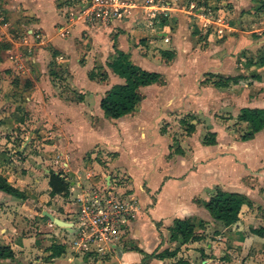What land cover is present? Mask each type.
Segmentation results:
<instances>
[{
    "label": "crops",
    "instance_id": "crops-1",
    "mask_svg": "<svg viewBox=\"0 0 264 264\" xmlns=\"http://www.w3.org/2000/svg\"><path fill=\"white\" fill-rule=\"evenodd\" d=\"M88 1L0 0V161L20 168L0 167V175L23 194L0 190V248L13 253L0 264H264V128L243 141L239 134L250 126L238 119L242 108H264V65L258 63L264 55L247 57V50L264 49V0H121L123 9L105 24L87 14ZM117 50L163 78L140 88L145 96L122 124L126 156L116 161L133 178L134 235L112 249L106 244L98 251L102 243L95 242L77 250L67 231L74 216L69 194L83 183L54 169L64 155L54 146L65 136L51 141L40 134L68 130L63 151H71L91 131L98 137L99 118L123 117H106L100 108L105 92L124 83L107 66ZM97 71L104 73L101 79ZM146 99L152 105L145 112L140 104ZM228 107V119L206 124L205 134L194 122L178 138L181 150L175 153L171 131L161 132L157 120L159 114L195 112L188 108L215 114ZM238 124L241 131L232 128ZM7 127L31 130L19 135L33 144L28 155L15 153ZM206 136L215 143L206 144ZM91 138L86 150L90 144L104 147ZM135 142L143 146L139 166L127 153ZM50 172L69 182L67 192L50 195ZM217 188L243 198L238 220L229 226L204 206ZM176 219L194 225L193 237L182 244L170 238Z\"/></svg>",
    "mask_w": 264,
    "mask_h": 264
},
{
    "label": "rangeland",
    "instance_id": "rangeland-1",
    "mask_svg": "<svg viewBox=\"0 0 264 264\" xmlns=\"http://www.w3.org/2000/svg\"><path fill=\"white\" fill-rule=\"evenodd\" d=\"M230 9L233 8V6L229 7ZM236 18V15H233ZM261 37V35L258 36H254V39H257ZM247 57L249 58H256L258 59L261 55H264V49L261 48H256L254 49V52H250L249 50H247ZM264 57V56H263ZM98 74L102 73L97 71ZM242 73L244 74H250L251 72H248L246 69L242 70ZM209 80V79H208ZM244 83L242 84H246L248 81H246V79L243 80ZM143 93V92H142ZM144 95V93H143ZM145 96V95H144ZM151 102H149L148 99H146L142 104H140V107H146L145 108V112L151 107L152 104H150ZM12 107V106H11ZM99 107V106H98ZM100 109V108H99ZM189 110H195L194 111H189V112H185L183 114H180V116H178V114L180 112H170L168 115H158L157 120H159L160 123V131L161 132H168L171 131V135L173 136L174 141L172 142V151L175 153L178 150H181V146L178 143V138L180 136H184L186 135L190 130H192L193 127V123L194 122H199V124L203 125V129H204V134L206 133V124H212L214 119H220L222 117H224V119H228L225 117H228L227 115H230L229 113H231L233 110L231 107L227 108L228 112H221V113H215L213 114V109L209 110V112H206L205 109L201 110L200 113H197V108H188ZM10 110V109H9ZM25 110V109H24ZM95 112V109H92ZM144 112V113H145ZM196 113V114H195ZM201 113H203L201 115ZM211 113L210 116V120L208 116V114ZM20 114L23 115V118H29L28 115H26L25 111H20ZM92 116V118H95L96 115H93V113L89 114ZM89 115H86L87 117H89ZM195 115V116H194ZM20 115L18 114L17 117H19ZM132 116H136L132 115ZM201 116V117H200ZM86 117V120H88V118ZM203 117V118H202ZM215 117V118H214ZM205 118V119H204ZM68 119L70 120H74L73 118L68 117ZM13 120V119H12ZM29 120V119H27ZM61 120V119H60ZM63 120V118H62ZM69 120V121H70ZM98 120V119H97ZM100 120V129L99 130V135L96 138L93 135V131H91L92 135L89 137L88 140H91L92 136L94 137V139H96V141L101 142L104 141L102 146H99V143L96 145L90 144L88 150H86V145L89 144L87 141V139L84 137L81 140L85 143L80 147H76L74 148V150L72 149L70 150H64L63 146L65 143V140H70L69 137V131L68 130H55L54 128H51L49 130L46 131H39L41 132L40 135H42V138L44 137H51V141H58L59 134H62L65 136V139L62 140L61 139V145L58 146H54V149L57 150H61L62 151V158H58V160L56 161V163H53V166L55 167L54 169L56 171H59L63 174V176L66 178H68L69 182L70 181H81L83 183V189H79V187H76L73 189L74 193L69 194V198L70 199V204L72 206H70L69 211L70 213H73V217L70 220V223H72V226H70L68 228L67 231H69L71 228L72 230L69 232L71 235V240H73L75 238V236H77V232L81 231L80 227L81 226H85L86 224L89 223V214H90V209L92 210V206L95 203L96 199H102L104 197H107L109 192L113 193L112 195L118 196L121 198V193L123 191H126V194H131V191L133 190L132 187V182L131 180H133L132 176L124 169H121L122 166H124L123 164L120 165V163L118 161H116L120 155L123 154V150L126 149L123 141L125 139L124 133L123 131V127L122 124H126V116H123L120 120H110L106 122L105 119H103L102 117L99 118ZM14 122H19V121H14ZM29 122V121H28ZM222 122V121H221ZM237 123V122H234ZM233 123V124H234ZM6 124H9L6 122ZM241 124H238V126L235 128L234 126H232V128L234 130H240L242 128H240ZM25 126V124H24ZM111 127L114 128V132H110L111 131ZM70 130V129H69ZM31 130H26V129H19V128H13L12 130L10 129V127H7L6 129V133L10 136H12L14 138V144H15V153H19V155H23V153H25L24 156L21 157H25L26 155H28L31 151H32V147L30 148L29 145L33 146L31 140H29L28 142L25 141L27 136L24 137H20L19 135L24 133V135L26 134V132H29ZM12 132V133H11ZM35 132L37 133L38 130H35ZM187 132V133H186ZM235 132V131H234ZM246 132V131H245ZM11 133V134H10ZM239 133V132H238ZM244 133V132H243ZM239 134L240 136L243 134ZM47 134V135H46ZM81 141V143H82ZM109 142V143H108ZM22 143H26V144H22ZM29 143V145H28ZM102 143V142H101ZM28 145V147H26ZM143 146L141 144H139L138 142H135V144L133 145V147L131 146L129 148V151L127 149V153H129V160L132 161V163H134L135 166H139V161H140V151L139 149L142 148ZM74 152V153H73ZM73 153V155H72ZM77 153V156H76ZM125 155V154H123ZM168 159L170 160L171 157V153L168 154ZM126 156V155H125ZM67 164V167H65V165H63V163ZM119 163V164H118ZM97 164H100L102 167V169H98L97 168ZM71 171H74L72 173L73 176H71ZM76 172V174H75ZM110 173V175L112 176V179L114 182H112L113 186L108 184L109 183V179H107L106 182V176L105 174ZM71 174V175H70ZM72 179V180H71ZM72 183L71 187L73 186H77L75 183ZM131 190V191H130ZM83 192V196H81L79 193ZM76 195H80L81 197H84V201L82 202L83 205L81 204H73V202L76 200L75 197ZM127 198V197H126ZM75 205V207H74ZM81 218H87L88 220L85 221V224H82ZM133 221H135V219L132 220V222H130L131 224L133 223ZM78 227V229H77ZM128 234H133L134 235V231L132 226H126V235L125 237L122 239H118V241L120 243H124L125 240L126 242H128V238L129 235ZM126 238V239H125ZM129 243H131V241H129ZM135 243V242H133Z\"/></svg>",
    "mask_w": 264,
    "mask_h": 264
},
{
    "label": "trees",
    "instance_id": "trees-1",
    "mask_svg": "<svg viewBox=\"0 0 264 264\" xmlns=\"http://www.w3.org/2000/svg\"><path fill=\"white\" fill-rule=\"evenodd\" d=\"M166 58L169 51H162ZM258 63L264 65V58ZM108 68L116 75L124 79V83L112 85L100 100V108L106 117L118 119L134 110L135 105L144 97L140 88L155 82H162V75L155 71H148L134 64L128 53L117 50V57L107 63ZM90 78L94 74L90 72ZM104 73H100V79ZM258 78V75H256ZM219 85L220 83H217ZM239 120L247 122L249 130L244 132L240 138L245 141L254 136L256 132L264 128V108H242L238 116ZM212 135V134H211ZM206 144H214L213 137H205ZM0 167L8 171H18L19 166L11 160L0 161ZM48 184L50 195L65 193L68 190L69 182L60 173L50 172ZM0 190L22 198L23 194L13 187L5 177L0 175ZM243 204L242 196L237 192H229L217 188L216 192L204 203L210 215L225 226H229L238 220V214ZM201 224V221H199ZM194 225L190 219H176L170 228V238L178 243H185L193 237ZM13 255L12 250L6 247L0 248V258H8ZM162 257L163 253L156 255Z\"/></svg>",
    "mask_w": 264,
    "mask_h": 264
},
{
    "label": "built area",
    "instance_id": "built-area-1",
    "mask_svg": "<svg viewBox=\"0 0 264 264\" xmlns=\"http://www.w3.org/2000/svg\"><path fill=\"white\" fill-rule=\"evenodd\" d=\"M123 9L121 0H89L86 5L87 14L100 23H107L116 17L120 10ZM4 19V13L0 10V20ZM106 182L109 179L110 185L113 186L112 176L110 173L105 174ZM83 189V186L79 187ZM83 196V192L79 193ZM107 197L96 199L90 209L89 223L81 226V231L77 232V236L71 240L73 247L77 246L85 249L91 243H102L97 246L98 251L103 249L107 244L109 249L114 248L120 242L118 239H123L126 235V226H131L136 213V199L132 198L131 194H126V191L121 193V198L109 192ZM76 195L73 204L78 203L83 205L84 197ZM127 197V198H126ZM87 218H81V223L87 221ZM78 229V227H77ZM72 228L68 231L70 232Z\"/></svg>",
    "mask_w": 264,
    "mask_h": 264
},
{
    "label": "water",
    "instance_id": "water-1",
    "mask_svg": "<svg viewBox=\"0 0 264 264\" xmlns=\"http://www.w3.org/2000/svg\"><path fill=\"white\" fill-rule=\"evenodd\" d=\"M61 224H65V223H61Z\"/></svg>",
    "mask_w": 264,
    "mask_h": 264
}]
</instances>
